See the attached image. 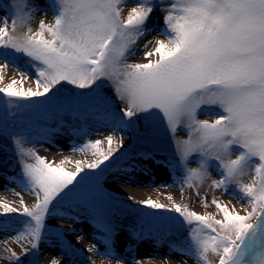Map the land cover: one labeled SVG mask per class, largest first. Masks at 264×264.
<instances>
[{"label":"snow or ice","instance_id":"6c2138e0","mask_svg":"<svg viewBox=\"0 0 264 264\" xmlns=\"http://www.w3.org/2000/svg\"><path fill=\"white\" fill-rule=\"evenodd\" d=\"M126 2L56 0L54 23L41 19L37 30L30 26L33 9L28 0H13L11 25L7 18H0L4 131L8 118L15 115L12 108L79 109L98 105V119L121 133L118 140L112 135L106 137L107 150L102 149L101 140H89L74 149L91 151L96 157L93 160L73 162L66 158L59 164L38 155L35 148L25 149L27 137L23 132L16 133L18 155L33 160H23L20 187L36 200L31 208L23 197L20 207L7 201L0 203V216L16 213L27 218L24 227L10 239L20 244L25 257L35 253L53 202L58 198L87 199L100 173H81L101 169L124 149L125 134L131 145L132 133H139L140 122L148 127L160 118L172 134L181 124L189 133V139L178 144V164L184 172L181 189L211 179L208 169L214 166L221 178L211 180V186L236 196L245 214L215 199L212 203L220 219L187 210L175 201L166 205L149 198L140 203L178 214L165 219L191 228L188 250L200 264H213L211 257H216L218 264H264V0H137L125 16ZM157 11L164 13L161 35L165 38L157 39L151 50L147 49L153 41H145L143 56L147 63H128L137 42L151 31L149 20ZM13 53L33 62L35 87L22 86L31 74L9 60ZM10 64L20 79L12 78L4 84L3 70ZM105 81L112 83L123 101L119 111L99 94ZM63 83L90 91L62 97L58 86ZM213 108L219 110L215 120L198 119L202 109ZM194 155L199 167L189 168V158ZM149 157V153L125 149L117 159L132 161L124 170L135 171L134 162ZM66 163H74V170H65ZM250 174L251 182L243 183L242 178ZM97 222L102 230L111 231L102 216ZM0 230H10L9 221H0ZM4 251L10 253L5 259L21 264V256L15 251L6 247ZM103 255L126 264L110 252ZM52 264L61 262L53 260Z\"/></svg>","mask_w":264,"mask_h":264},{"label":"rangeland","instance_id":"374dc122","mask_svg":"<svg viewBox=\"0 0 264 264\" xmlns=\"http://www.w3.org/2000/svg\"><path fill=\"white\" fill-rule=\"evenodd\" d=\"M129 1L136 0H127V2ZM127 2L124 12L126 10L129 11L131 7L135 6L134 3L127 5ZM165 2L170 3L171 0H165ZM12 3L13 0H0V18H7L9 25H11L13 18L11 12ZM28 3L33 9L30 21V26L33 30L38 29L41 19H44L46 23H54L56 9L53 5L56 3V0H28ZM154 24L163 28L161 18L155 14L151 16L149 27ZM144 43V37L137 42V46L133 49L135 54L128 56V63H133L132 60L138 55L144 58L143 52L146 51ZM9 60L14 61L21 70L31 74V78L25 80L22 86L24 88L35 87V71L31 66L33 62L28 57L16 53H13L9 57ZM0 63H3V59H0ZM3 75L4 84L8 79L16 78L18 81L20 79L19 73L11 64L3 70ZM2 86L4 85L0 84V87ZM20 86L19 84L17 85V87ZM58 87L62 97L79 96L81 93L87 94L90 91L89 89H78L67 83H63ZM99 94L111 103L114 111H119L123 106V101L119 99L115 87L110 81L104 82ZM207 111H211L214 114H206ZM218 111L216 108L211 110L202 109L198 113V119L209 120L211 122L217 118L215 113ZM11 112L15 113V115L8 118L6 123L7 131H4L3 97L0 94L1 192L5 196H8V194L9 196L12 195L13 198H17L19 201L23 197L24 203L29 208L35 204L36 198L29 192L22 190L20 180L22 179L23 160H26L28 163H32L33 160L31 158L22 159L18 155L14 144L16 133L23 132L27 137L24 143L25 149L35 148L38 155L46 157L48 160L50 151L47 144L50 143L49 141L52 137L62 143H69L72 150L82 147L89 140H101L104 141L101 145L102 149L107 150L108 143L106 137L112 135L118 140L121 136L120 132H114L109 125L98 119L100 112L98 105L85 106L79 109L31 110L24 108L17 111V109L12 108ZM138 129V134L132 133L134 139L131 145L128 142V135L125 134V148L116 152L105 165H101V169L94 171L85 169V173H81V176L100 173L99 180L92 186L87 199L76 201L71 198L62 200L58 198L57 201L53 202V209L45 221L44 235L35 253L30 252L25 257L22 254L20 244L10 239L16 235L17 231L24 227V222L27 218L16 213H12L9 216H0V221L7 220L10 223V230H0V254L3 258L2 260L8 264H12V261L4 258L10 254L4 251L6 247L21 256V264H34L37 261L38 264H43V253L45 254L47 249L56 253L51 259L59 260L61 264H89L93 260L100 258L106 251H120L122 247L120 244L121 240L125 243V250L120 252L130 257L133 262L137 261L136 258L139 254L136 253H139V246H141L144 240H149L155 245L166 243L171 247L181 246L188 249L191 240V228L181 225L175 220L165 219L169 217L175 218L178 214L174 211L152 209L133 199L121 197L108 185L110 183L108 179L114 172L119 170L127 172L124 169L127 168L129 163H132V161L117 159L121 155V152L127 149L129 152L149 153L150 157L136 160L134 162L137 165L136 170L129 171V173H125L124 175H117V180L122 178L140 180L144 173L146 174V179L150 181L152 177L148 176V173L159 166L168 173V177L165 179L171 184H178L181 189L179 182L183 180L184 172L178 164L180 160L178 144L189 139V133L185 129L184 124H181L176 133L172 134L165 122L160 118H156L148 127H145L144 122H140ZM112 147H116L115 142ZM64 152L65 150L59 151V153ZM74 153L84 157L86 161L96 158L91 151L84 153L74 151ZM233 158H235V155H233ZM212 163L214 165L215 161ZM187 167H199L195 155L189 158ZM102 169L103 171H101ZM65 170L71 171L74 168H65ZM208 173L211 179H205L203 182L197 183L195 187L184 186L183 190L181 189V198L178 203L185 206L187 210L201 215L210 213L215 215L217 219H220L222 217L218 214V209L212 203L213 199H215L228 205L229 209H232L234 206L235 210L240 211L241 215H244L245 212L241 207V201L236 196L225 194L222 189L211 186V180L221 178L217 169L214 166H210ZM111 182L113 183V180ZM242 182L250 183L251 174L244 176ZM151 188H153L152 185ZM16 193H20V196H17ZM244 206L247 207L246 200L244 201ZM0 212H3V210H0ZM100 216L103 217L104 222L111 229L110 232L102 230V226L98 224L97 221ZM53 218L57 221L52 223L49 220ZM61 218L64 221H60L59 219ZM72 227H86L85 229L91 237L89 246L90 249H93L92 251H82L71 245L70 242L65 241L64 238L68 232L71 233ZM5 240H8L7 244H5ZM44 247H46V250L42 253L41 249H44ZM211 259L213 264H218L216 257H211Z\"/></svg>","mask_w":264,"mask_h":264},{"label":"bare ground","instance_id":"6f19581e","mask_svg":"<svg viewBox=\"0 0 264 264\" xmlns=\"http://www.w3.org/2000/svg\"><path fill=\"white\" fill-rule=\"evenodd\" d=\"M136 1H129L127 2V5L129 4H136ZM126 10L123 14H127ZM154 14L161 18L164 15L163 12L157 11L154 12ZM151 22V18L149 20ZM151 31L144 37V40H151L153 41V44L149 46L148 50H151L152 47L155 46V41L157 39H163L164 36L161 35V32L163 31V28L158 26L157 24L151 25L149 27ZM133 57V56H131ZM133 63H147L148 61L143 58L142 56L138 55L133 60ZM11 79L6 80V83L10 82ZM5 83V84H6ZM50 143L47 144L49 153V160L52 162H55V164H59L61 160H65L66 158H70L71 161L76 160H85L86 159L82 156H78L76 153H74V150L71 149L69 143H62L59 140H56V138H51ZM69 145V146H68ZM60 150H65L64 153H59ZM68 151V152H66ZM65 168H74V163H66L64 165ZM158 169V170H157ZM120 171V172H119ZM116 171L113 173V175L108 179V185H110L114 192L125 198H131L137 202L146 200L151 198L154 201L166 204V205H172L173 201L175 203L179 202V199L181 198V189L178 184L173 183L171 184L167 179L168 173L165 172L161 167L158 166L155 170L148 173V176L152 177V180L148 181L146 179V174H142V177L140 180L135 179H120L117 180L116 176L120 174L124 175L127 172H121V170ZM113 180V183L111 182ZM151 185L153 188H151ZM150 186V187H149ZM2 185L0 184V203L7 201L10 203H13L14 206L19 207V200L17 198H13L12 195L5 196V194H2ZM171 196L172 199H168V197ZM0 210H3L2 207H0ZM60 221H64L63 218L59 219ZM49 221L56 222V219H50ZM66 221V220H65ZM68 228V227H67ZM86 228V227H85ZM85 228H79V227H72L71 233H67L65 236V241L70 242L71 245L76 247L80 250H88L90 249L89 244L91 243V237L90 234L87 233V230ZM68 230V229H67ZM121 247L120 251L125 250V243L121 240L120 242ZM43 247V246H42ZM46 250V247L44 249H41V252ZM120 251L110 250L106 252H110L112 257H118L122 261H125L126 264H135L137 261H140L141 264H200V261L197 259L196 256L189 253V250L187 248L183 247H175V246H169L166 243H163L161 245H155L149 240H144L143 243H141V246H139V254L137 256V261L133 262V260L130 257H127L125 254H122ZM56 255L54 251H48L46 250V253H43L42 259L44 260L43 264H52V257ZM2 256L0 254V264H8L6 261L2 260ZM94 264H117V260L109 257H105L103 254L100 258L93 260ZM90 264V263H89Z\"/></svg>","mask_w":264,"mask_h":264}]
</instances>
